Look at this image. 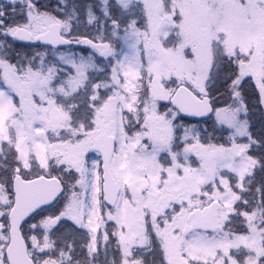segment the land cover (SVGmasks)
<instances>
[{
	"label": "snow or ice",
	"instance_id": "1",
	"mask_svg": "<svg viewBox=\"0 0 264 264\" xmlns=\"http://www.w3.org/2000/svg\"><path fill=\"white\" fill-rule=\"evenodd\" d=\"M0 264H264V0H0Z\"/></svg>",
	"mask_w": 264,
	"mask_h": 264
}]
</instances>
